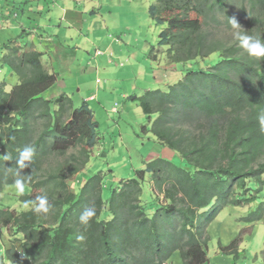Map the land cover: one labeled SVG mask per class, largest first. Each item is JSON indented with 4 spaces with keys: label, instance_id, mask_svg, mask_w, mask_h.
<instances>
[{
    "label": "trees",
    "instance_id": "16d2710c",
    "mask_svg": "<svg viewBox=\"0 0 264 264\" xmlns=\"http://www.w3.org/2000/svg\"><path fill=\"white\" fill-rule=\"evenodd\" d=\"M150 15L167 26L158 47L168 48L183 79L139 101L148 117L159 115L157 141L186 165L146 162L108 199L101 173L79 181V194L68 182L86 168L100 142L88 103L74 108L65 94L46 99L58 75L44 67L43 55L24 51L17 40L3 46V64L19 82L11 91L6 82L0 85V194L18 179L28 192L16 194L25 210L0 205V225L14 238L0 264H171L176 253L182 264H206V227L225 208L250 204L254 210L245 221H264L258 119L264 114V57L247 55L236 39L240 33L264 40V0H158ZM211 24L225 30L212 33ZM156 56L154 50L151 60ZM194 63L203 67L193 69ZM25 146L35 153L19 168ZM45 195L50 210L38 214L32 202ZM91 205L96 216L85 231L79 216Z\"/></svg>",
    "mask_w": 264,
    "mask_h": 264
},
{
    "label": "rangeland",
    "instance_id": "374dc122",
    "mask_svg": "<svg viewBox=\"0 0 264 264\" xmlns=\"http://www.w3.org/2000/svg\"><path fill=\"white\" fill-rule=\"evenodd\" d=\"M76 1H80L81 8H90L84 26L82 23L70 27L62 24L59 20L61 15L57 21L46 24L58 48L74 51L77 56L76 66L70 71L71 76H66L64 80L58 79L44 97L54 99L66 94L72 99L74 108L88 103L98 123L100 142L92 149L86 168L68 182L72 191L79 194V181L83 184L89 177L101 173L106 187L104 198L108 199L112 188L133 179L136 171L143 169L146 162L163 158L178 167H185V161L177 152L157 141L153 128H158V123L154 124L159 115L148 117L142 101H139L141 97L149 100L147 95L152 91L145 84L146 80L150 82L147 70L152 64L150 56L154 50H157L154 67L167 74L166 83L169 84L156 90L168 91V87L183 79V74L179 65L170 63L168 48L158 47L159 35L167 27L158 24L150 15L151 6L158 0ZM61 5L72 10L74 3L63 0ZM49 25L55 27L48 28ZM210 27H213L210 28L212 33L225 30L212 24ZM59 30L68 32L66 40L63 34L57 33ZM98 51L100 54H97ZM201 67L202 63L192 65L193 69ZM5 79L10 85L8 87L7 84L6 90L19 82L17 76H10L8 68L2 65L0 80ZM62 82L66 87L61 88ZM89 95L95 96L86 100ZM53 108L57 110L56 105ZM17 191L16 186L6 187L0 194V205L18 211L25 210L26 207L21 205L16 196ZM27 192L28 189L23 188V193ZM253 210L254 206L250 204L238 208L227 207L214 222L207 225L210 242L207 250L209 261L206 264H264V221L254 225L245 221ZM13 240L11 234L0 225V254H5ZM235 241L239 242L234 248L230 247ZM232 254H237L238 258ZM171 264H182L178 253L172 257Z\"/></svg>",
    "mask_w": 264,
    "mask_h": 264
},
{
    "label": "crops",
    "instance_id": "0c3cea01",
    "mask_svg": "<svg viewBox=\"0 0 264 264\" xmlns=\"http://www.w3.org/2000/svg\"><path fill=\"white\" fill-rule=\"evenodd\" d=\"M62 1L63 0H0V66L3 65L7 67L10 76H13L14 73L9 66L3 64V57L6 54V51L3 50V46L11 40H17L20 47L26 52L37 51L41 53L43 55L41 60L44 67L50 73L58 74V79L64 80L66 76H71L70 71L76 66L75 57L77 53L58 48L57 41L51 39L46 24H49L53 20L57 21L59 15H61L59 20L62 24H66L70 27L82 23L84 26L86 16L90 15V8L83 9L79 5L80 1L71 0L74 6L72 10H70L69 8H63L61 5ZM46 16L48 21H46ZM54 27L51 25L48 26V28ZM82 31L83 30H80V32ZM50 32H53V30H50ZM54 33H56V31H54L53 34ZM57 33L59 35L63 34L65 40L68 37V32L62 33V31L59 30ZM52 52H56L55 55L52 54ZM154 66V62L152 61V64L148 66L147 70V74H149L147 79L149 78L150 82L148 83V80H146L147 84H145L147 88L152 89V91L159 87L169 85L166 83L168 78L167 74L159 68L156 69ZM10 79H13V77ZM3 82H6L8 87L10 86L6 79L4 81L0 80V85ZM64 87L66 86L63 83L61 88ZM12 88L13 86L7 89V91H11ZM94 96L95 95H89L86 97V100H90L94 98Z\"/></svg>",
    "mask_w": 264,
    "mask_h": 264
},
{
    "label": "clouds",
    "instance_id": "9594fccd",
    "mask_svg": "<svg viewBox=\"0 0 264 264\" xmlns=\"http://www.w3.org/2000/svg\"><path fill=\"white\" fill-rule=\"evenodd\" d=\"M234 27H239V25L235 22V20L232 21ZM236 39L240 41L241 47L244 49V51L247 53V55L252 57H264V40H260L257 38H253L251 36L242 35L240 33L236 34ZM259 123H260V131L264 133V114H261L259 117ZM35 153V149L31 146H25L19 154V159L17 160V165L19 168H25L27 167V164L25 161H31L33 155ZM5 160L9 159L7 154L3 156ZM16 187H17V194L23 195V183L21 180L15 181ZM35 204L34 211L38 214L40 213H48L50 210L51 205L48 202V197L45 196H39L36 198V201L32 202ZM96 216V209L94 205H91L87 208H85L80 216H79V223L81 227L86 231L93 220V218ZM83 234L77 236L78 240H84Z\"/></svg>",
    "mask_w": 264,
    "mask_h": 264
},
{
    "label": "built area",
    "instance_id": "2783aa9c",
    "mask_svg": "<svg viewBox=\"0 0 264 264\" xmlns=\"http://www.w3.org/2000/svg\"><path fill=\"white\" fill-rule=\"evenodd\" d=\"M98 54H100V52Z\"/></svg>",
    "mask_w": 264,
    "mask_h": 264
}]
</instances>
